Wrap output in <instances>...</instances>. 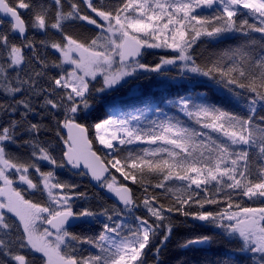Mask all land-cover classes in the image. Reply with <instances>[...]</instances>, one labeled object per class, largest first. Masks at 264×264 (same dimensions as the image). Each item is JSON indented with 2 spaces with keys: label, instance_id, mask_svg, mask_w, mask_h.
Returning <instances> with one entry per match:
<instances>
[{
  "label": "snow or ice",
  "instance_id": "6c2138e0",
  "mask_svg": "<svg viewBox=\"0 0 264 264\" xmlns=\"http://www.w3.org/2000/svg\"><path fill=\"white\" fill-rule=\"evenodd\" d=\"M76 22L93 35L68 31ZM229 38L236 47L199 51ZM173 69L206 78L224 103L177 94L167 103L191 123L145 125L152 101L137 86L143 108H96ZM0 97V264H160L181 227L204 231L179 248L216 247L200 264H264V0H0ZM63 169L117 204L77 207L88 194Z\"/></svg>",
  "mask_w": 264,
  "mask_h": 264
},
{
  "label": "trees",
  "instance_id": "16d2710c",
  "mask_svg": "<svg viewBox=\"0 0 264 264\" xmlns=\"http://www.w3.org/2000/svg\"><path fill=\"white\" fill-rule=\"evenodd\" d=\"M68 31L73 33H80L85 35H93L90 26L83 24V22H76L68 28ZM257 38L259 34H255ZM35 39L41 40L45 39L42 34H35ZM239 43L238 40L226 39L217 44H207L204 45L199 51L203 56H208L211 53L220 52L228 48H234ZM158 60V55H148L145 57V62L153 64ZM170 77H177L176 79H170L169 77H158L156 74H151L147 79L141 78L138 82H141L139 87L140 91L152 101L148 110L144 111L142 117V123L147 125L152 120H164L167 117H173L185 121L186 123H191L187 120V117L179 113V110L175 105L167 103L168 99L174 98L177 94L192 95L194 98L197 96L204 97L200 102L208 104H222L224 103V97L222 92L219 91L211 82L207 81L206 78H198L197 80H181L177 76V70L170 73ZM179 79V80H177ZM120 93L119 100L121 101V110L123 111H134L133 105L143 108V104L139 100H135L131 96H121ZM2 98V97H0ZM115 100L111 98L107 100L104 96L97 97L96 108L100 112H105L108 110V106ZM224 106L229 107L230 110L235 109L232 105L224 104ZM192 126H195L194 124ZM54 133L50 132L46 134V138H53ZM98 152L99 146H97ZM15 151V149H13ZM46 170V169H45ZM60 176L62 180L69 182H74L80 185L77 191H83L88 194V200H76L77 207H90L95 210H99L102 207L111 208L115 203L108 200L103 192L96 190L89 182L88 178L85 176L73 175L68 169L60 170ZM143 210L137 212V215L142 214ZM103 219V218H101ZM182 219V218H181ZM75 233L81 235H92L100 230V224H82L78 223L75 227L70 229ZM200 231H204L202 227H196L189 230L187 227L178 228L170 242L167 244L166 249L163 251L160 257V264H200L202 260L206 257L211 259L216 252V247H213L212 251H197V250H185L178 247V242L182 241L188 235L197 234ZM85 249L92 251L89 246L85 245ZM236 244L228 245V248H235ZM221 251L223 248L221 247ZM250 255V254H249ZM244 259V264H255L254 260L241 257ZM148 264H157L153 255H149ZM39 264V261H37Z\"/></svg>",
  "mask_w": 264,
  "mask_h": 264
},
{
  "label": "rangeland",
  "instance_id": "374dc122",
  "mask_svg": "<svg viewBox=\"0 0 264 264\" xmlns=\"http://www.w3.org/2000/svg\"><path fill=\"white\" fill-rule=\"evenodd\" d=\"M175 70L176 69H173V71H175ZM177 80H179V79H177ZM140 85H141V82L133 81L126 88H124V89L121 90V92H120V93H122L121 96H126V95L127 96H131V95H133L131 90L137 88V86L140 87ZM120 93L114 94V95H103L102 94L100 96H103V97L105 96L107 98V100H109L111 98H115V100H117V99L120 98Z\"/></svg>",
  "mask_w": 264,
  "mask_h": 264
},
{
  "label": "water",
  "instance_id": "95a60500",
  "mask_svg": "<svg viewBox=\"0 0 264 264\" xmlns=\"http://www.w3.org/2000/svg\"><path fill=\"white\" fill-rule=\"evenodd\" d=\"M86 177L88 178L90 184H91L96 190H99V191L103 192V194L105 195V197H106L108 200H110V201H112L113 203L117 204V201L115 200V198L112 197L110 194H108L105 190H102L101 188H99V187L97 186V183H96L95 181H93V180L91 179L90 176H86ZM77 224H78V223H77ZM77 224H75L73 227H75ZM73 227H72V228H73Z\"/></svg>",
  "mask_w": 264,
  "mask_h": 264
}]
</instances>
